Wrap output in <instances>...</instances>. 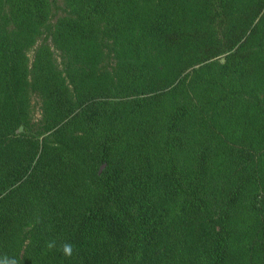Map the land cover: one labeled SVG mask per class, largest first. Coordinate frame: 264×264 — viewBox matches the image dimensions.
<instances>
[{
  "label": "trees",
  "instance_id": "obj_1",
  "mask_svg": "<svg viewBox=\"0 0 264 264\" xmlns=\"http://www.w3.org/2000/svg\"><path fill=\"white\" fill-rule=\"evenodd\" d=\"M4 254L264 264V0H0Z\"/></svg>",
  "mask_w": 264,
  "mask_h": 264
},
{
  "label": "clouds",
  "instance_id": "obj_2",
  "mask_svg": "<svg viewBox=\"0 0 264 264\" xmlns=\"http://www.w3.org/2000/svg\"><path fill=\"white\" fill-rule=\"evenodd\" d=\"M45 246L50 251L55 250L57 249V241L55 239L46 241ZM73 250V245L68 242H64L59 246V251L66 258H70L72 256ZM0 264H21V260L15 256L4 254L0 255Z\"/></svg>",
  "mask_w": 264,
  "mask_h": 264
},
{
  "label": "rangeland",
  "instance_id": "obj_3",
  "mask_svg": "<svg viewBox=\"0 0 264 264\" xmlns=\"http://www.w3.org/2000/svg\"><path fill=\"white\" fill-rule=\"evenodd\" d=\"M224 60L222 59L221 60V62H223ZM38 104L37 103H35V101H33V109H34V111H33V113H34V118H33V121L35 122V123H37V121L39 120V118H40V113H39V111H38ZM22 128V127H21ZM21 132V131H20Z\"/></svg>",
  "mask_w": 264,
  "mask_h": 264
},
{
  "label": "water",
  "instance_id": "obj_4",
  "mask_svg": "<svg viewBox=\"0 0 264 264\" xmlns=\"http://www.w3.org/2000/svg\"><path fill=\"white\" fill-rule=\"evenodd\" d=\"M223 60H224V59H223ZM19 131H22V128H20Z\"/></svg>",
  "mask_w": 264,
  "mask_h": 264
}]
</instances>
